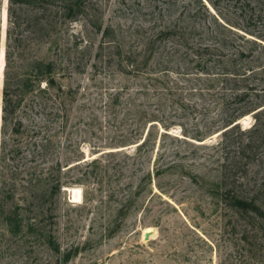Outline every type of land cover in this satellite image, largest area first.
I'll use <instances>...</instances> for the list:
<instances>
[{
    "label": "rangeland",
    "instance_id": "rangeland-1",
    "mask_svg": "<svg viewBox=\"0 0 264 264\" xmlns=\"http://www.w3.org/2000/svg\"><path fill=\"white\" fill-rule=\"evenodd\" d=\"M7 5L3 0L0 12L3 72ZM175 21L206 34L218 29L217 22L244 33L232 0H86L84 14L68 24L60 41L73 48L71 62H60L47 44H30L32 58L59 63L53 93L72 88L87 104L65 130L54 123L55 108L29 107L33 97L26 95L2 136L0 75V143L4 138L5 153L20 150L17 162L24 164L18 178L7 168L10 160L2 173V217L12 219L0 225V264H264V130L253 132L254 116L240 129L217 131V105L208 107L197 93L183 90L173 100L153 85L149 77L159 72L152 70L158 56L138 74L114 65L92 71L89 79V54L85 73L76 70L77 49H96L109 26L129 50L141 47L155 23ZM14 61L17 74L23 62ZM170 66L176 71V64ZM113 88H124L123 97L134 100L131 105L123 98L119 105L122 127L104 104ZM19 121L23 127L15 134ZM47 139L50 149L44 150ZM50 167L55 189L43 203L36 179ZM238 199L245 204L237 205Z\"/></svg>",
    "mask_w": 264,
    "mask_h": 264
},
{
    "label": "trees",
    "instance_id": "trees-1",
    "mask_svg": "<svg viewBox=\"0 0 264 264\" xmlns=\"http://www.w3.org/2000/svg\"><path fill=\"white\" fill-rule=\"evenodd\" d=\"M232 2L239 13V19L242 20L243 34L232 32L228 26L218 22V29L208 31L207 34L197 27L180 25L178 21L162 25L155 23L149 31H145L140 48L124 50L121 43L115 40L113 26H109L104 30L96 49L91 51L88 48L77 49L76 70L78 73H85L82 70L88 66L86 56L89 54L90 59L93 57L94 63L90 64L91 72H88V78L92 71L105 72L114 65L121 68L123 66L122 71L126 68L130 70L129 73L138 74L142 69H148L149 62L158 56L155 69L152 70L159 72L149 78L155 87L162 86L161 91L170 99L180 98L179 90L190 95L197 93L208 107L213 103L222 112L217 131L227 134L236 128L240 129L238 121L247 115H253L255 124L251 129L254 133L261 132L264 130V0ZM85 3L86 0H8L2 136L6 134V129L16 116L21 103L27 100L26 95L33 97L28 99L29 107L39 105L42 109L55 108L57 112L54 114V123L62 130L71 127L78 118V113L87 108V104L78 100L79 92L72 88L65 92L60 87L57 93H53L56 85L55 75L61 69L58 67L59 63L54 60L46 61L44 58H32L31 52V45L34 42H38L40 47L47 44L50 53H58L60 62L65 59L71 62L73 48L68 43L61 45L60 41L64 40L68 24L76 22L84 14ZM2 5L3 0H0V12ZM163 46L165 55L160 53ZM17 58L22 59L23 66L20 68L24 69L16 74L12 70L15 68L14 60ZM172 64H176V71L170 68ZM43 81L46 83L45 86L41 84ZM184 84L189 87H183ZM83 91H87V85ZM124 91V88H113L104 102L105 107L116 117L119 127L124 125L123 120L120 121L119 113L122 99L131 100V105L134 102L131 95L129 98L123 97ZM37 94L39 96H36ZM16 125L18 128H13L12 132L19 134L23 124L19 121ZM92 125L93 122L90 123V126ZM204 134L206 137V132ZM6 144L2 138L0 225L9 226L11 216L2 217L7 193L2 173L6 168V162L10 160L12 166L8 165L7 168L10 169L12 178H18L23 173L19 167L24 164L17 162L16 156L20 150L16 147L5 153ZM50 144L51 141L47 139L46 144L42 145L43 149H50ZM61 145L65 146L64 143ZM31 162L36 164L35 161ZM48 170L51 171L42 173L36 179L42 186L39 197L43 203L52 197L55 189L53 184L55 169L50 167ZM27 175L30 176L28 182L33 186L35 174L32 168ZM236 203L239 206L245 204L240 199ZM49 218L53 219V216L50 215ZM49 238L46 241L51 246L52 232Z\"/></svg>",
    "mask_w": 264,
    "mask_h": 264
},
{
    "label": "bare ground",
    "instance_id": "bare-ground-1",
    "mask_svg": "<svg viewBox=\"0 0 264 264\" xmlns=\"http://www.w3.org/2000/svg\"><path fill=\"white\" fill-rule=\"evenodd\" d=\"M251 119V115H247V116H245V117H243L242 119H240V121H238V123L240 122V123H246L247 121H249ZM248 124V123H247ZM246 125V124H245ZM218 135V134H217ZM85 160H87V159H85ZM152 229L151 228H147L146 230H145V235L146 236H150L151 235V233H152Z\"/></svg>",
    "mask_w": 264,
    "mask_h": 264
},
{
    "label": "water",
    "instance_id": "water-1",
    "mask_svg": "<svg viewBox=\"0 0 264 264\" xmlns=\"http://www.w3.org/2000/svg\"><path fill=\"white\" fill-rule=\"evenodd\" d=\"M1 25H2V22H1ZM1 36H2V31H1ZM0 57H1V53H0ZM0 62H1V58H0ZM0 75H4V72L1 70V67H0ZM239 124H240V122H239Z\"/></svg>",
    "mask_w": 264,
    "mask_h": 264
}]
</instances>
